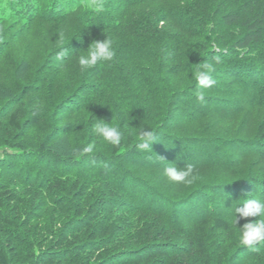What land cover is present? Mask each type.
<instances>
[{
    "label": "trees",
    "instance_id": "16d2710c",
    "mask_svg": "<svg viewBox=\"0 0 264 264\" xmlns=\"http://www.w3.org/2000/svg\"><path fill=\"white\" fill-rule=\"evenodd\" d=\"M107 35L115 60L82 72ZM0 144V264H264L238 238L259 217L234 221L264 197V0H0ZM175 163L213 180L171 201Z\"/></svg>",
    "mask_w": 264,
    "mask_h": 264
},
{
    "label": "clouds",
    "instance_id": "9594fccd",
    "mask_svg": "<svg viewBox=\"0 0 264 264\" xmlns=\"http://www.w3.org/2000/svg\"><path fill=\"white\" fill-rule=\"evenodd\" d=\"M97 10L103 9V4L100 2L92 5ZM66 52L61 51L57 55L58 60L65 58ZM78 57V65L82 72H85L98 64L104 62H112L116 58V50L112 40L108 37L104 40H93L87 48L85 54H74ZM197 85L201 88H211L216 81L211 75V69L208 65H204L202 70L195 73ZM202 98V97H201ZM97 121L92 125L93 134L97 137H102L104 141L117 147L124 139L125 133L118 127L111 126V123ZM139 147L143 149L152 148L156 136L151 128L144 129L139 136ZM94 149L93 145H88L82 150L85 153H91ZM177 163L164 167L163 174L173 182L191 183L190 177L193 174L194 168L192 165L176 166ZM249 217H259L255 221L246 222L239 227V243L249 248H256L260 244H264V197L257 198L251 195L246 198L243 203L237 205L234 209V221L238 225L239 219Z\"/></svg>",
    "mask_w": 264,
    "mask_h": 264
},
{
    "label": "rangeland",
    "instance_id": "374dc122",
    "mask_svg": "<svg viewBox=\"0 0 264 264\" xmlns=\"http://www.w3.org/2000/svg\"><path fill=\"white\" fill-rule=\"evenodd\" d=\"M33 42H36V44H35V47H37V46H39V44H40V42H41V39H37V38H35V39H31ZM37 51V49L36 48H34V52H36ZM258 117V112L257 111H255L254 113H252L251 115H250V120L249 121H251V122H254L255 120V118H257ZM247 129H249L248 127H247ZM252 134V133H251ZM2 148V145L0 144V149ZM186 153L187 154H189L190 152L187 150L186 151ZM197 171H193V174H192V176L190 177V179H191V183H177V182H173V181H170L164 174H163V172L162 171H159V170H156L155 172H154V174H155V177L157 178V181H154V182H156V184L158 185V186H160V184L163 186L162 187V192H164L168 197H169V199L171 200V201H174V199L176 200V198H181L182 197V195H183V193H185L186 191H188L189 189H191V188H194V187H196L197 186V184H199V182L201 181H205V180H213V174L211 173V174H209L207 171H205V170H203V171H200V174H199V172H198V174H195ZM254 176H252V178H253ZM250 180H248V182H249ZM250 196L251 195H254L253 193H250L249 194ZM215 198V200H217L218 201V197H214ZM228 199V198H227ZM227 201H226V199H225V203H226ZM197 203H199V202H197ZM223 205V204H222ZM221 205V206H222ZM199 204H196V203H194V205H190L189 206V208H190V211H191V213L190 214H192V213H196L199 209ZM223 207L225 208V209H227V211L229 210L228 208H226V206H224L223 205ZM232 210V209H231ZM226 211V210H225ZM233 211V210H232ZM199 212V211H198ZM230 213H227V214H229V215H233V213L231 212V211H229ZM183 214H185L184 216L186 217V216H189L190 214H186L185 212L183 213ZM186 225V224H185Z\"/></svg>",
    "mask_w": 264,
    "mask_h": 264
}]
</instances>
